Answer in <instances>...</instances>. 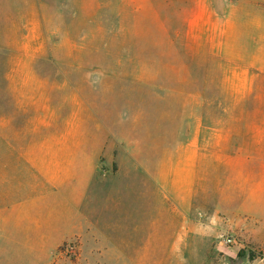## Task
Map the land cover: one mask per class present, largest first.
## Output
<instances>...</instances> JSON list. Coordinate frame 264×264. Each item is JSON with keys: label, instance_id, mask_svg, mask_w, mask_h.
<instances>
[{"label": "rangeland", "instance_id": "rangeland-1", "mask_svg": "<svg viewBox=\"0 0 264 264\" xmlns=\"http://www.w3.org/2000/svg\"><path fill=\"white\" fill-rule=\"evenodd\" d=\"M176 6L0 0V137L36 117L48 137L87 141L96 235L102 208L125 219L107 230L125 258L94 249L80 264H264V94H206L209 129L183 123L184 67L198 73L201 53L185 48ZM230 106L239 124L216 131L214 108Z\"/></svg>", "mask_w": 264, "mask_h": 264}, {"label": "crops", "instance_id": "crops-1", "mask_svg": "<svg viewBox=\"0 0 264 264\" xmlns=\"http://www.w3.org/2000/svg\"><path fill=\"white\" fill-rule=\"evenodd\" d=\"M168 2L177 4V11L181 4L185 48L201 53L198 73L191 64L184 67L188 105L176 113L187 116L182 120L187 125L190 116H197L194 124L209 129L206 94H264V0ZM196 98L199 105H190ZM40 110L32 109L36 116ZM212 113L216 131L231 132L239 124L236 107H215ZM42 121L8 122L6 136L0 137V264H64L69 250L76 255L70 264H80L94 249L105 248L108 258H125L121 241H113L107 232L125 228L120 209L112 213L111 207L102 208L105 229L96 235L89 177L79 173L80 148L88 142L48 137ZM224 145L237 146L233 139L215 142ZM248 157L246 162L255 161ZM230 162H239V157L232 156ZM96 243L101 245L92 247Z\"/></svg>", "mask_w": 264, "mask_h": 264}]
</instances>
